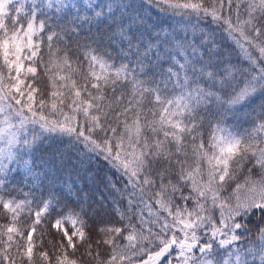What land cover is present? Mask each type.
<instances>
[{
	"label": "snow or ice",
	"instance_id": "snow-or-ice-1",
	"mask_svg": "<svg viewBox=\"0 0 264 264\" xmlns=\"http://www.w3.org/2000/svg\"><path fill=\"white\" fill-rule=\"evenodd\" d=\"M0 264H264V0H0Z\"/></svg>",
	"mask_w": 264,
	"mask_h": 264
}]
</instances>
